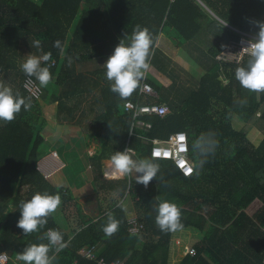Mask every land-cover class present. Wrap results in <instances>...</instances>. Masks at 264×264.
I'll list each match as a JSON object with an SVG mask.
<instances>
[{"label": "trees", "instance_id": "16d2710c", "mask_svg": "<svg viewBox=\"0 0 264 264\" xmlns=\"http://www.w3.org/2000/svg\"><path fill=\"white\" fill-rule=\"evenodd\" d=\"M203 1L216 16L198 0H0V82L14 94L32 100L30 110L22 108L11 122L0 121V254H10L9 264H16L17 255L27 245L47 244L42 237L48 229L60 231L67 245L56 254L54 264H97L80 254L93 246L98 257L109 263L169 264L174 233L162 232L155 222L157 206L165 200L181 209L182 230L195 231L201 237L191 246L196 254L190 255L184 247L179 264H264V139L257 145L232 124L235 117L264 124V93L242 88L235 78L236 68L246 67L249 59L241 65L217 60L227 48L224 45L239 39L224 22L258 33L253 22L263 21L264 0ZM137 25L147 27L155 39L151 67L141 86L148 83L156 94H141L140 86L131 97L121 99L111 91L104 65L87 73L79 72L77 65L109 57ZM161 33L172 36L178 46L191 44L203 34L201 39L208 41V56L215 64L187 85L176 62L157 48ZM58 39L66 45L65 56L52 46ZM36 40L41 42L40 48L31 46ZM25 48L35 56L52 53L48 62L52 80L41 86L39 99L25 88L29 77L21 69L27 58ZM68 56L72 57L70 67ZM92 95L99 113L84 133L88 142L101 144L99 152L90 157L97 178L103 175L104 159L124 151L128 142L136 151L134 159H155L160 166L157 179L148 188L136 183L133 176L112 182L122 199L130 197L144 230L140 236L129 232L120 200L99 221L91 220L87 228L75 230L73 239L61 231L53 214L38 232L24 236L16 226L22 201L37 192H58L65 205L70 197L40 169V157L48 149L42 132L46 127L82 126L87 117L85 105ZM127 101L165 105L170 114L141 118L151 129L135 128L129 141L133 118L125 112ZM178 132L188 136L189 159L194 164L190 177L172 160L151 154L153 139L167 140ZM210 132L218 146L200 168V157L192 145L201 133ZM109 212L120 222L111 237L102 230Z\"/></svg>", "mask_w": 264, "mask_h": 264}, {"label": "clouds", "instance_id": "9594fccd", "mask_svg": "<svg viewBox=\"0 0 264 264\" xmlns=\"http://www.w3.org/2000/svg\"><path fill=\"white\" fill-rule=\"evenodd\" d=\"M212 13V10H211ZM259 29L255 38L247 42L242 50L249 55L247 66L237 67L235 78L242 88L255 93H264V21L253 22ZM128 40L126 43L125 40ZM155 39L147 27L137 25L130 36L126 34L120 43L115 47L113 53L104 63L106 68V79L111 82V91L121 99H127L141 86V81L150 70L151 57L154 54ZM32 47L40 48L39 40L31 42ZM61 56H65L66 45L59 39L52 45ZM223 47H227L224 45ZM68 66L72 64V57L68 56ZM52 53L47 52L42 56L27 55L26 60L21 64L22 71L29 77H35L41 86H47L52 80L50 72ZM46 64L47 66H42ZM54 63V62H53ZM32 107L30 97L25 98L19 93H13V89L0 82V121L11 122L23 108L25 111ZM214 133H201L193 142L192 150L200 157L198 167L202 168L209 155L214 154L218 141L214 138ZM184 136L179 137L184 141ZM183 150V149H182ZM160 153L154 151L153 158L159 157ZM161 159V158H158ZM170 160V159H169ZM179 167L184 175L191 176L194 167ZM110 171H106L104 176L111 179H119L125 176L136 175V183L148 188L150 182L156 178L160 171V166L155 159H134L131 148L124 151H116L110 158L108 165ZM198 174V173H197ZM62 203L61 195L49 194L47 192H37L31 199L20 203V218L17 227L24 234L30 235L38 232L48 223V218L55 213ZM122 207V205H118ZM155 222L157 227L164 233H175L183 229L181 209L170 201H162L156 209ZM120 222L109 212L107 223L102 230L107 237L114 235L119 229ZM42 239L48 241L47 244L27 245L22 252L17 255V260L24 264H54L56 254L62 251L67 245L63 241V235L55 229H48ZM54 250V251H53ZM53 254L50 255L49 253Z\"/></svg>", "mask_w": 264, "mask_h": 264}, {"label": "crops", "instance_id": "0c3cea01", "mask_svg": "<svg viewBox=\"0 0 264 264\" xmlns=\"http://www.w3.org/2000/svg\"><path fill=\"white\" fill-rule=\"evenodd\" d=\"M209 9H210V7H209ZM212 13H214V12H212ZM263 18H264V16H263ZM225 27H227L232 32H234V30L232 28L238 29L240 31H244L241 28L236 27L234 25H231L229 23H227V25H225ZM244 32H248V31H244ZM248 33H254V32H248ZM254 34H257V33H254ZM172 40H174L172 38V36H169V35L164 36L163 33H161V36H159L156 46H157V48H161L162 51L167 56H169V58H172L175 62H179L182 64V62L184 63L186 61H190L192 59L193 60L195 59L193 53L197 52V50L195 47H193V45H196L194 42L191 44H188L186 47H184V46H177L176 47L175 46L176 43L173 42ZM189 46H192L193 49L189 50L190 49ZM206 47H208V45ZM187 58H189V59H187ZM107 59H108V57H106L105 62L107 61ZM204 74H201V75L203 76ZM62 127L65 128V126H62ZM43 137H44V135H43ZM49 141H51V140H49ZM62 143H63V141H62ZM43 145H45L48 149L44 150V148H43L44 153H45V157H43L40 160V169L42 167V169H41L42 173L47 178H49L55 185H56V183H58L57 186H61L65 190H67L66 191L67 195H70V197H69L70 198V201H69L70 205H72L71 202L74 201L75 207L78 211L77 212L78 214H76L77 216L73 215L71 220L69 218H67V216H65V214H64L65 212H64L63 208L59 214L53 213L56 221L59 223L58 225L61 227V231L64 234H66V235L69 234V233H67L69 231L66 230L67 227H69L72 230V232L74 233L75 230L81 231L82 229L87 228L90 224L87 222H89L91 220L95 221V222L99 221L102 217H104L105 212L107 213L110 210L109 208L113 205V203L118 202L120 200H122L121 204L123 205V207L125 209V214H126L127 220L129 221V220L134 219V218H136L138 220L136 212H135L134 207H133L132 200L130 199V197L126 196L125 198L122 199L119 191H117L115 188H112V182L113 181H118L120 179H124L125 177L119 178V179H110V178H107L104 176V173L106 171H110V169L108 168L110 159H104L105 162L103 165V175L100 178H97L98 177L97 173L94 171V169H92L93 166H90V165L88 166V164L87 165L82 164V166L80 165V167H77L76 164H73L72 159L69 160V157H66V155L65 156L62 155V153H63L62 151H60V153H61V155H60L58 153L59 151L55 150L58 153V157H54L52 155V153L49 154V152H50L49 148L53 144L49 143L47 139H45V142ZM59 147H64V146L60 145ZM59 147H58V149H59ZM42 161H44L46 163L45 167L42 164ZM133 174L131 176L136 177L135 173H133ZM98 180L101 181L102 183L99 184ZM103 184H105L104 187L102 186ZM90 199H91L90 208L85 207V211L83 209L79 210V208H82V206H81L82 202H84V204H88V200H90ZM61 217L63 220H60V221L57 220ZM74 221H76V224L78 225L77 229L74 228V226H73ZM181 231L187 232L186 235L189 237V240H188L189 244L187 243L185 246L182 245L180 243V241L179 242L177 241V240H179V238H176V236H175L173 238L174 243L172 242L171 259H170L169 264H179L180 261L184 257L183 256L184 252H185V251H183L185 249L184 247L190 248L192 245H195L201 238L198 233H195V231H191V230H180V231L175 232L174 235H176L178 232H181ZM184 235L185 234L181 235L180 237H183ZM67 236H69L71 239H73L75 234H72L71 236L69 234ZM175 240H176V243H175ZM178 243H179V245H176ZM180 246L182 247L181 250H180ZM176 248H177V253L173 255V251ZM82 250L80 251V254H81ZM182 253H183V255H182ZM172 255H173V257H172ZM175 255H177V260L173 261V259H176ZM14 262L16 264H24L23 261H19L17 259Z\"/></svg>", "mask_w": 264, "mask_h": 264}, {"label": "rangeland", "instance_id": "374dc122", "mask_svg": "<svg viewBox=\"0 0 264 264\" xmlns=\"http://www.w3.org/2000/svg\"><path fill=\"white\" fill-rule=\"evenodd\" d=\"M209 12L211 13V10H209ZM262 19L264 21L263 17H262ZM163 35L168 36V34H165V33H163ZM202 36H203V34L201 36L199 35L198 39L194 42L196 45H193V47L196 48L197 52L193 53L191 51L193 53L195 59L194 60L192 59L190 61H186L184 63L182 62V64L179 62H176V64L178 65L177 66L178 73L180 76L184 77L183 80L186 82L187 85H189L190 83H193L194 80L195 81L197 79L199 80L202 76L201 74L205 73L206 68H211L215 64V62H213L210 59V57L208 56L209 47H206L207 46L206 44L208 41L206 40V38L201 39ZM172 41L174 42V40H172ZM175 46L177 47L178 45L175 44ZM186 46L187 45H185L184 47H186ZM189 48H190L189 50L193 49L192 46H189ZM30 54L34 55L33 53H30L29 49L25 48L24 56L27 57V55H30ZM189 58H187V59H189ZM104 63H105L104 58L103 59H96L94 62H91L89 64H84V65L78 64L77 69L79 70V72H84V73H87V70L89 72H93L99 68V65L103 66ZM203 66H206V67H203ZM208 70H210V69H208ZM228 83H229V81L226 80V84H228ZM95 99H96V97L92 95L88 99V101L86 102L85 111L87 112V117L85 120L83 118L82 126H79V127L65 126V128L62 126H57V127H46L45 128V130L42 132V134L44 135V138L48 140L49 143L53 144L49 148L50 149L49 154L53 153V151H55V150H58L59 151L58 153L61 155L60 151H62L63 152L62 155L63 156L66 155V157H69V160L72 159L73 164H76L77 167H80V165L82 166V164L83 165L88 164V166L89 165L92 166V161H91L90 157L93 156L94 154H96L97 152H99V149L101 148V144H100V142H97V141L88 142V140L86 138V134L84 133V131H85V127H88L91 124V122L97 117V115L99 113L98 107L95 106V104H96ZM260 123H258L257 121L245 123L244 121H242V120L240 121L236 117L233 119V122H232L233 127L236 130L246 132L250 141L257 144V145H260V143L264 139V124L262 122H260ZM49 140H51V141H49ZM62 141H63V143H62ZM59 144L64 146V147H59L60 146ZM58 147H59V149H58ZM40 160H41V157H40ZM45 165H46V163H45ZM92 169H93V167H92ZM56 185H58V183H56ZM24 190H27V187L24 188ZM61 200H62V203H61L60 207L57 209V211L55 212V214H59L63 208V210L65 212L64 213L65 216H67V218H69L71 220L73 215L78 214L77 213L78 211L75 207V202L74 201L71 202L72 205H70V203L67 202L65 205V204H63L62 196H61ZM69 201H70V198H69ZM90 202H91V199L88 200V204H84V202H82V204H81L82 208H79V210L83 209L85 211V207L90 208V206H91ZM57 220L60 221L63 219L61 217ZM56 223L59 224L57 221H56ZM73 226L76 229L78 228L76 221H74ZM66 230L69 231L67 233H69L70 236L72 234H74L69 227H67ZM186 233L187 232H184V231L178 232L176 235L173 236V238L176 236V238H179V240H177V241L178 242L180 241V243L185 246L188 243L187 241L189 240V237L186 235ZM69 234H67V235H69ZM183 234H185V235L183 237H180ZM173 243H174V241H173ZM175 243H176V240H175ZM176 245H179V243ZM181 248L182 247L180 246V250H181ZM176 253H177V248L173 251V255ZM173 255H172V257H173ZM182 255H183V253H182ZM175 258L176 259H173V261L177 260V255H175Z\"/></svg>", "mask_w": 264, "mask_h": 264}, {"label": "built area", "instance_id": "2783aa9c", "mask_svg": "<svg viewBox=\"0 0 264 264\" xmlns=\"http://www.w3.org/2000/svg\"><path fill=\"white\" fill-rule=\"evenodd\" d=\"M198 2L203 5L205 8L209 9L208 5L203 0H198ZM215 15V14H214ZM216 16V15H215ZM225 25L227 23L224 22ZM234 32L239 36L238 40L231 41L227 46L226 50L222 52L217 60L222 63L227 64H235L241 65L246 59H249V55L246 51L242 50L243 47L246 46L247 42L254 39L256 34L248 33L244 31H240L238 29L232 28ZM25 88L29 91V93L39 99L43 93V89L41 85L33 78L28 77L25 81ZM141 94L147 95H155L153 88L146 82H143L141 89ZM125 112L127 114L132 115L133 123L131 127V132L129 134V141L132 137H134V129L135 128H146L147 130L151 129V126L141 122V118L144 117H161L165 118L170 114V110L167 106H141L139 102L127 101L125 102ZM183 135L184 141H180L179 137ZM153 148H152V157L153 152H159L160 156L156 157V159H170L174 162L176 167L180 170V172L184 175L183 170L179 167L180 164H183L184 167L193 166L194 164L189 159V143L188 136L185 132H178L171 134L169 139L161 140V139H153ZM129 147V142L126 145V149ZM183 149V150H182ZM131 152L136 154L135 149L131 148ZM52 155L54 157H58L57 151H53ZM42 169V167H41ZM194 174V171L192 175ZM191 175V176H192ZM185 176V175H184ZM190 177V176H187ZM130 230L129 232L134 235H141L144 230V225L139 223V221L134 218L129 220ZM190 255H195V249H188ZM81 255L90 260L97 262V264H126L124 261H117L109 263L105 258H99L97 255V247H86L82 250ZM12 261V257L9 253H1L0 254V264H9Z\"/></svg>", "mask_w": 264, "mask_h": 264}, {"label": "bare ground", "instance_id": "6f19581e", "mask_svg": "<svg viewBox=\"0 0 264 264\" xmlns=\"http://www.w3.org/2000/svg\"><path fill=\"white\" fill-rule=\"evenodd\" d=\"M42 164L44 165V167H45V162L44 161H42Z\"/></svg>", "mask_w": 264, "mask_h": 264}, {"label": "water", "instance_id": "95a60500", "mask_svg": "<svg viewBox=\"0 0 264 264\" xmlns=\"http://www.w3.org/2000/svg\"><path fill=\"white\" fill-rule=\"evenodd\" d=\"M209 10H211V9H209Z\"/></svg>", "mask_w": 264, "mask_h": 264}]
</instances>
